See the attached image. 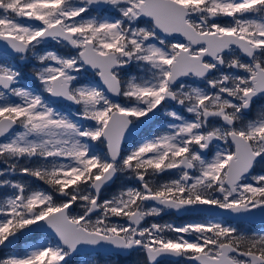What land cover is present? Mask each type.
I'll use <instances>...</instances> for the list:
<instances>
[{
    "label": "snow or ice",
    "instance_id": "1",
    "mask_svg": "<svg viewBox=\"0 0 264 264\" xmlns=\"http://www.w3.org/2000/svg\"><path fill=\"white\" fill-rule=\"evenodd\" d=\"M258 97L264 0H0V248L43 234L0 264H68L80 245L264 264V228L225 218L264 222ZM165 210L202 218L145 226Z\"/></svg>",
    "mask_w": 264,
    "mask_h": 264
},
{
    "label": "flooded vegetation",
    "instance_id": "2",
    "mask_svg": "<svg viewBox=\"0 0 264 264\" xmlns=\"http://www.w3.org/2000/svg\"><path fill=\"white\" fill-rule=\"evenodd\" d=\"M95 12H96V10L94 9L92 14H95ZM178 39H182V38L178 37ZM18 58L19 57H16V59H18ZM9 59L11 61V58H9ZM16 59H15L14 62H16ZM16 66L20 70H23V69L27 68L28 61L27 62L24 61L22 63L16 64ZM127 71L129 73H134V72H136V69L133 66V67L128 68ZM90 74H91V72H90ZM262 106H264V97L256 98V100H255V102L253 104V107H252V113H255ZM162 111H163V109L161 110V112ZM154 119H155V124L156 125H159L161 122H163L165 120V118H161V115H158ZM143 130H147L146 127H144ZM140 131H141V129H140ZM255 172H259V174L264 173V160H260L258 158V160L255 163L254 168H253V174ZM117 179H119V176L116 178V180ZM113 184L110 186L111 188H113ZM110 187L105 188L103 190L102 197H101L102 199L103 198H108V197L111 196L110 194L113 191L112 192L110 191L111 190ZM106 191L110 192V194L105 193ZM94 218L95 217H93V219ZM200 218H202V217L194 216V215H191V214H185V213H181L180 215H177L172 210H165L159 217H156V218L149 217V218H147V220L145 222V226L148 223L153 222L154 219L158 223L169 222V223H175V224H182V223H186V222H189L191 220L200 219ZM229 222L235 224L241 231H254V230H259L261 228H264V223H251V222H247V221H233V220H229ZM30 236H32V235H30ZM30 236L21 237L19 239L18 244L16 245V246H19V247L16 248V249L15 248L14 249H0V256L3 255V254L8 253L9 251H16L17 249L19 250L20 247L23 245L22 243L27 242L30 239ZM89 254H94V257L96 259H100L102 262H104V264H125L126 261L132 263V262L145 260V256H144L143 252L138 250V249L130 250L129 253L126 254V255H121V254H118V253L102 254V253H99V252L89 253ZM83 255H86V254H83ZM72 256L73 257H71V258L76 259L80 255H72ZM163 264H173V262L165 261V262H163Z\"/></svg>",
    "mask_w": 264,
    "mask_h": 264
},
{
    "label": "rangeland",
    "instance_id": "3",
    "mask_svg": "<svg viewBox=\"0 0 264 264\" xmlns=\"http://www.w3.org/2000/svg\"><path fill=\"white\" fill-rule=\"evenodd\" d=\"M24 61H28V66H27V68H25V69H23V70H20L19 68V71L21 72V74H22V76H21V80H22V82L23 83H29V82H31L32 80H33V72H34V64H35V61H33V60H29V59H25V60H20L19 58L18 59H16V64H19V63H22V62H24ZM63 106H67L66 104L65 105H63ZM161 118H165L163 115H161ZM254 174H259V172H255ZM125 182V180H124V178L123 177H121V176H119V179H117L116 181H115V183L113 184V188H111V192L113 191H115L116 190V188L119 186V185H121L122 183H124ZM112 192V193H113ZM105 193H108V194H110V192H108V191H106ZM111 193V194H112ZM110 194V195H111ZM77 208H78V206H77ZM77 209H74L73 211L75 212ZM42 236H43V234H36L33 238V240H36V239H38V238H42ZM30 240V239H29ZM29 240L27 241V242H24V243H22L23 244V246H25V247H27V245H28V242H29ZM32 240V241H33ZM31 241V240H30ZM3 255H5V254H3ZM3 255H1V256H3ZM71 257H73V256H70V257H68L67 259H68V264H104V262H102L100 259H96L95 257H94V254H86V255H80V256H78V258H76V259H73V258H71Z\"/></svg>",
    "mask_w": 264,
    "mask_h": 264
},
{
    "label": "water",
    "instance_id": "4",
    "mask_svg": "<svg viewBox=\"0 0 264 264\" xmlns=\"http://www.w3.org/2000/svg\"><path fill=\"white\" fill-rule=\"evenodd\" d=\"M137 131H140V129H138ZM173 212H175V211H173ZM175 213L177 215L181 214V213H177V212H175ZM225 218H227L229 220H233L228 216H226ZM233 221H247V222H251V223H264V222H262L261 217L258 214L251 219H234ZM32 234H42V233H31V234H26L25 236H29ZM0 249H9V248H0ZM129 251L130 250H117V249L112 248L111 246L80 245V246H78V250L76 252H74L72 255H83V254L96 253V252H99L102 254L118 253L121 255H126L129 253Z\"/></svg>",
    "mask_w": 264,
    "mask_h": 264
},
{
    "label": "trees",
    "instance_id": "5",
    "mask_svg": "<svg viewBox=\"0 0 264 264\" xmlns=\"http://www.w3.org/2000/svg\"><path fill=\"white\" fill-rule=\"evenodd\" d=\"M25 179H28V178L25 177ZM41 186H43V185H41ZM110 189H111V187H110ZM3 194H4V191H3V190H0V196H2ZM35 235H36V234L30 236V240H31V241L34 239L33 237H34ZM30 240H29V242H31ZM18 247H19V246H16L15 249L18 248ZM23 248H25V246L22 245V246L20 247V249H19V250L17 249L16 251H20V250H22ZM144 262H145V260L137 261V262H132V263L126 261L125 264H144Z\"/></svg>",
    "mask_w": 264,
    "mask_h": 264
}]
</instances>
